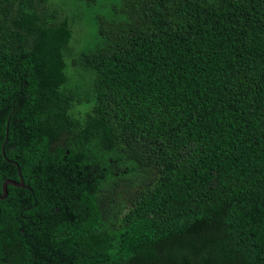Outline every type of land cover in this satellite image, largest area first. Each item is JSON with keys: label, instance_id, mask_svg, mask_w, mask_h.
Here are the masks:
<instances>
[{"label": "trees", "instance_id": "trees-1", "mask_svg": "<svg viewBox=\"0 0 264 264\" xmlns=\"http://www.w3.org/2000/svg\"><path fill=\"white\" fill-rule=\"evenodd\" d=\"M76 5L94 24L81 52ZM25 124L70 156L92 136L105 214L83 241L32 240L65 230L26 220L7 184L0 264H264V0H0V149L17 162L0 152V185L35 191L49 163L24 179Z\"/></svg>", "mask_w": 264, "mask_h": 264}, {"label": "flooded vegetation", "instance_id": "flooded-vegetation-1", "mask_svg": "<svg viewBox=\"0 0 264 264\" xmlns=\"http://www.w3.org/2000/svg\"><path fill=\"white\" fill-rule=\"evenodd\" d=\"M7 132L8 128L6 127V133ZM20 135L23 138L22 152L24 160L28 164L26 166V178L24 177V179L29 181L30 178H35V176L38 177V175H34L31 170V162L47 161L49 163V172L45 171L47 173L46 186H40L34 191L30 188L29 184H24V180H22L25 192L23 193L24 203H22L21 213L25 216L26 220L31 222L36 221L38 226L52 224L53 226H58L65 230V232L57 231L58 234L55 236L30 235V239L63 240L69 238L75 239V241H83L87 239L89 235L85 236V234L86 232L89 233L93 224V219L95 218V221H100V218L105 214V212L102 211V205L99 204L97 200H99V178L102 180L101 183L105 184L107 172L104 171L100 173L98 169L93 171L91 165L93 161L100 160L103 162V149L100 151L96 150L95 154H93L95 144L92 136L89 138V136L83 132L78 134L79 146L81 149L77 155L73 156L69 155V149L64 150V154H61L64 148L60 143L62 142L61 138H59L58 143L42 142L40 140V131L38 129H32L28 124L24 125ZM45 135L47 134L44 133L42 136ZM33 137H35L38 142L35 145H31L30 142ZM88 139H90V144H87ZM7 140L8 138L5 139V142H7ZM86 148L89 151H86ZM10 151L11 145H8L7 151L6 145L4 143L1 144V157L8 160L7 153ZM78 159L87 163V170H77L74 168L73 163ZM8 161L15 165L17 164L15 161ZM96 167H98L97 164ZM40 172L42 173V170H39V173ZM1 186L2 184L0 185V196L2 195L4 197H0V200L7 196V192L4 194ZM86 191L89 195L88 199H94L96 202L93 204L79 202V200L85 199L82 197V194ZM37 194L45 196V200L47 199L49 202L54 201L57 204L54 207H52L50 203L39 205L35 202L37 201ZM82 228L85 230L83 231ZM61 232L65 235H59ZM68 232L71 233V235L66 238ZM76 232L77 234L74 235Z\"/></svg>", "mask_w": 264, "mask_h": 264}, {"label": "rangeland", "instance_id": "rangeland-1", "mask_svg": "<svg viewBox=\"0 0 264 264\" xmlns=\"http://www.w3.org/2000/svg\"><path fill=\"white\" fill-rule=\"evenodd\" d=\"M64 1V0H63ZM73 0H68V2H72ZM74 6L70 4L68 7V12L70 13L71 10H73ZM76 14L80 17L76 18L77 21L81 20V23H76L73 26L74 34H73V40L71 42V48L72 52L73 49L77 52H81L87 49L88 45L92 39L91 34L94 32V24L93 19L90 17L91 14L89 12H84L82 10L81 6L76 5ZM101 10L107 11V7H101ZM90 41V42H89ZM70 58L69 56L67 57Z\"/></svg>", "mask_w": 264, "mask_h": 264}, {"label": "water", "instance_id": "water-1", "mask_svg": "<svg viewBox=\"0 0 264 264\" xmlns=\"http://www.w3.org/2000/svg\"><path fill=\"white\" fill-rule=\"evenodd\" d=\"M20 177H21V175H20ZM7 184H12V185H15V186H20V187L24 186L22 178H21L20 182H16V181H13L11 179H7V180L3 181L2 186H1L2 191H3L4 194L7 192ZM0 197H4V196L1 195Z\"/></svg>", "mask_w": 264, "mask_h": 264}]
</instances>
